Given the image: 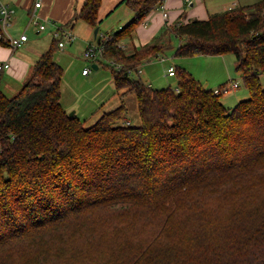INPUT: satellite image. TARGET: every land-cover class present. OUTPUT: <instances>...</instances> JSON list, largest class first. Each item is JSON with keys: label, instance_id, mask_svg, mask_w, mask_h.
<instances>
[{"label": "trees", "instance_id": "1", "mask_svg": "<svg viewBox=\"0 0 264 264\" xmlns=\"http://www.w3.org/2000/svg\"><path fill=\"white\" fill-rule=\"evenodd\" d=\"M162 1L122 0L134 18L103 41L97 58L118 91L134 93L139 125L123 120V105L90 125L62 108L64 71L54 59V38L14 95L0 89V264L19 255L44 263L40 254L52 242L70 250L76 238L109 231L112 217L151 221L153 242L161 244L172 219L181 230L194 210L204 223L203 199L225 195L236 196L232 208L241 206L244 216L227 244L230 255L208 259L193 243L197 249L180 263L264 264V199L254 194L264 187V0L205 19L184 21L181 14L150 43L127 51L122 41ZM99 5L84 0L73 20L96 27ZM172 35L179 40L174 57L232 54L248 97L228 108L180 66L176 90L132 77L144 59L172 49ZM0 44L8 45L1 23ZM148 238V247L128 256L131 264L150 256Z\"/></svg>", "mask_w": 264, "mask_h": 264}, {"label": "crops", "instance_id": "2", "mask_svg": "<svg viewBox=\"0 0 264 264\" xmlns=\"http://www.w3.org/2000/svg\"><path fill=\"white\" fill-rule=\"evenodd\" d=\"M3 1L12 9L8 20L9 25L2 27L6 39L7 37L18 38L22 34H25L27 38L16 48L0 44V62L9 64L7 69L0 71V89L2 91L3 89L19 90L28 80L35 62L50 46L53 39L52 30L55 27L70 28L75 36L71 44L78 42V44L87 47L92 45L93 41L100 42L103 37L107 38L120 30L134 18V12L122 0H100L97 13L98 31L94 36V26L82 19L73 20L84 0H39V7L34 6L38 0ZM253 2L255 1L163 0L162 4L151 11L136 27L131 38L122 41V45L127 51L139 49L150 43L164 27L177 22L181 14L184 21L205 19L211 13ZM41 23H46L44 30H39L38 26ZM99 33L100 36H98ZM66 46L58 48L60 51L57 49L54 53L55 61L64 68L60 98L62 108L66 112L72 110L84 123L91 120L90 124H92L103 112L123 105L125 107L123 120L129 123L130 121L126 119L128 102H131L132 105L135 104V111L138 113L136 98L133 102L134 93L118 91L110 71L104 68L101 70L97 59L91 64L95 70L94 73L89 70L86 74H82V70L86 68L83 67L84 63L82 62L78 66L76 64L72 70L70 66L71 53L68 50L65 51ZM174 48L175 46L172 45V49L168 53L164 52L144 59L135 70L137 78L154 88L171 87L176 90L175 76L168 75V69L170 66H180L197 79L204 88L213 89L222 84H229L230 80L238 82L234 60H229L226 55L174 57ZM93 65L97 67L94 68ZM232 91H234V96L227 97L230 102L237 100L238 93L242 96H245L246 93L240 91L238 84Z\"/></svg>", "mask_w": 264, "mask_h": 264}, {"label": "rangeland", "instance_id": "3", "mask_svg": "<svg viewBox=\"0 0 264 264\" xmlns=\"http://www.w3.org/2000/svg\"><path fill=\"white\" fill-rule=\"evenodd\" d=\"M249 1L256 2V0ZM98 36H100V33ZM178 42V38L172 35V45L176 47ZM97 45V41L92 42V46ZM85 47L86 46L78 44V42H74L71 45H67L65 51L68 50L71 53L72 61L70 66L72 70L76 67V64L78 66L80 62H82L84 63L83 67L88 68L91 73H94L95 70L91 67L93 61L84 57ZM57 51L60 50L58 49ZM169 51L170 49L166 52L168 53ZM226 57L229 60H234L232 54H227ZM100 67V69L103 70L101 65ZM237 74L238 82L236 84H238L240 91L246 93L245 96L238 93L235 102L227 100V97L234 96V91L229 90L227 93L221 94L220 100L228 108L233 107L237 101L239 102L248 97L247 90L242 84L241 76H239V73ZM131 75L137 78L135 71H133ZM233 81L234 80L231 82ZM261 81L264 85L263 78H261ZM17 91L18 89H3V92L7 96H12ZM133 102H135V97H133ZM135 108L136 106L134 103L132 105L131 102H128V109L126 112V119L130 121L128 125L137 126L140 124L139 116ZM71 111L72 110H69L67 113L69 114ZM90 123L91 120L86 122L85 125H90ZM254 194L259 199L258 201L261 202V200L264 199V187L260 186L257 188ZM235 198L236 196L230 199L226 195L220 197L218 200H213L208 197L204 198V209L208 211H206L205 222L203 223L201 219H198V214L193 213L194 210L189 211L191 220L183 227L181 226V230H179V225L176 221L178 219H172L168 225V233L165 234L169 240L161 242V244H158L160 242H153L157 230H152L153 226L151 221H145L142 220V218L135 219L125 217L126 219H120L119 217H112L113 220H110L112 228L109 227V231L106 230L107 228L97 230L94 232V238L92 239L85 238L86 240H84L83 238H76L70 250L66 248L63 252H60L56 248L54 242H52L53 245L50 248L44 249L40 254L41 259L45 262L39 264H129V255L141 250L143 246L148 247V236L150 237V241L153 242L151 244L152 252L150 256L140 264H181L180 259L184 257L182 254L187 253L188 250L197 249V247L190 246L193 243L199 244V249L203 251L202 255L208 257V259L209 257H212L214 260L218 257H226L230 255L227 244L234 240L233 237L237 235L244 221V219H242L244 217L242 207L235 206L232 208L231 203L236 201ZM117 225L119 227H116ZM103 227L105 228V226ZM83 236L85 237V234ZM194 237H198V239L193 241ZM202 244L204 246H201ZM45 250H47L48 254L45 253ZM23 256L25 255L15 256L14 259H12V263L9 261L7 264H38L29 263Z\"/></svg>", "mask_w": 264, "mask_h": 264}, {"label": "built area", "instance_id": "4", "mask_svg": "<svg viewBox=\"0 0 264 264\" xmlns=\"http://www.w3.org/2000/svg\"><path fill=\"white\" fill-rule=\"evenodd\" d=\"M34 6L39 7L40 1L39 0L36 1L34 3ZM11 13H12V9H10L8 4H6L3 0H0V23L3 28L9 25L8 20H9ZM164 16H166V13H164ZM38 27H39V30H44L46 28V23H41L39 24ZM52 35H53V38L57 41V46L60 49L63 48L65 45L71 44L75 39L73 32L68 27H61V26L55 27L52 30ZM26 38L27 36L25 34L20 35V37L18 38L7 37L8 45L12 48H16L22 42H24ZM105 39L106 38L103 37L100 40V42H98L97 46H92V45L87 46L86 49L84 50V57L89 58L92 61H95L98 57H100L103 51V41ZM8 67H9L8 62H0V71L7 69ZM88 71H89L88 68H84L82 70V74H86ZM168 75L174 76L173 66L169 67ZM236 85H237L236 82H230L229 84H226L222 87L217 86L213 88V91L215 94H225L229 90L235 89Z\"/></svg>", "mask_w": 264, "mask_h": 264}, {"label": "water", "instance_id": "5", "mask_svg": "<svg viewBox=\"0 0 264 264\" xmlns=\"http://www.w3.org/2000/svg\"><path fill=\"white\" fill-rule=\"evenodd\" d=\"M97 31H98V27L96 26L95 29H94V32H93L94 36L97 35ZM93 67L96 68L97 66L96 65H93ZM73 114H74L73 111L69 112V115H73Z\"/></svg>", "mask_w": 264, "mask_h": 264}]
</instances>
